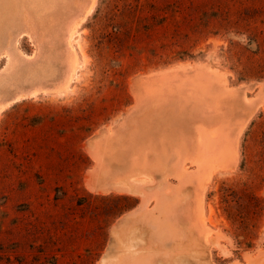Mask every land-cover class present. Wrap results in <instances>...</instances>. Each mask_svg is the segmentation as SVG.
<instances>
[{
    "label": "rangeland",
    "instance_id": "obj_1",
    "mask_svg": "<svg viewBox=\"0 0 264 264\" xmlns=\"http://www.w3.org/2000/svg\"><path fill=\"white\" fill-rule=\"evenodd\" d=\"M45 1H0V264H117L125 230L151 264H264V0Z\"/></svg>",
    "mask_w": 264,
    "mask_h": 264
},
{
    "label": "bare ground",
    "instance_id": "obj_2",
    "mask_svg": "<svg viewBox=\"0 0 264 264\" xmlns=\"http://www.w3.org/2000/svg\"><path fill=\"white\" fill-rule=\"evenodd\" d=\"M0 1H1V0H0ZM3 1H4V0H3ZM50 1H51V0H50ZM50 1H48V2H50ZM53 1H54V0H53ZM6 2H7V1H6ZM6 2H5V3H6ZM31 2H32V0H31ZM33 2H35V1L33 0ZM40 2L42 3V0H41ZM43 2H44V1H43ZM45 2H47V1H45ZM48 2H47V3H48ZM51 2H52V1H51ZM0 3H2V2H0ZM5 3H4V4H5ZM20 3H21V5L19 6ZM20 3H18V7H21V6H22V2H20ZM35 3H37V6H38V4H40V6H41V3H39L38 1L35 2ZM35 3H33V4H35ZM7 4H8V3H7ZM11 4H12V3H11ZM11 4H10V5H11ZM33 4H29V5L32 6ZM16 5H17V4H16ZM16 5H15V7H14V8H15L14 10H16ZM35 5H36V4H35ZM44 5H47V4L45 3ZM44 5H42V6H44ZM49 5L51 6V4H49ZM53 5H54V4H52V7H53ZM42 6H41V7H42ZM1 7H2V6H1ZM41 7H38V8L40 9ZM48 7H49V6H48ZM48 7H47V8H48ZM12 8H13V7H12ZM33 8H34V9H33ZM33 8H32V9H33L32 11H34L35 9H37V7H35L34 5H33ZM53 8H54V7H53ZM5 9H6V8H5ZM28 9H29V7L27 8V10H28ZM30 9H31V8H30ZM39 9H37V10H39ZM49 9H50V8H49ZM1 10H2V9H1ZM7 10H9V9H7ZM18 10H20V9H18ZM3 11H4V10H3ZM9 11H10V10H9ZM16 11H17V10H16ZM28 11H29V10H28ZM30 11H31V10H30ZM41 11H42V10H41ZM41 11H40V12H41ZM44 11H45V10L43 9L42 12H44ZM0 12H1V11H0ZM6 12H7V11H6ZM10 12H11V11H10ZM19 12H20V11H19ZM34 12H36V11H34ZM47 12H49L48 9H47ZM47 12H45V13H47ZM54 12H55V10H54ZM12 13H13V12H12ZM15 13H16L15 15H17V14L19 15V13H17V12H15ZM38 13H39V12H38ZM38 13H36V15H37ZM50 13H51V12H50ZM52 13H53V11H52ZM57 13H58V12H57ZM2 14H3V13H2ZM5 14H6V13H5ZM5 14H4V15H5ZM30 14H31V13H30ZM32 14H33V13H32ZM39 14H40V13H39ZM42 14H43V13H41V15H42ZM9 15H12V16H13V14H9ZM51 15H52V14H51ZM54 15H55V14H54ZM43 16H44V14H43ZM45 16L47 17V15H45ZM16 17H17V16H16ZM31 17H32V16H31ZM49 17H53V16H49ZM57 17H58V16H57ZM35 18H36V17H35ZM38 18H39V17H38ZM14 19H15V18H14ZM43 19L45 20V17H43ZM43 19H42V20H38V19H37V20L40 21V22L42 23V21H44ZM51 19H52V18H51ZM32 20H33V17H32ZM46 21H47V20H46ZM46 21H45V22H46ZM52 21H53V19L51 20V22H52ZM47 22H50V20L47 21ZM38 23H39V22H38ZM0 24H1V23H0ZM36 24H37V23H36ZM43 24H46V23L43 22ZM1 25H2V24H1ZM39 25H40V24H39ZM71 31H72V30H71ZM74 31H75V29H73V32H74ZM73 34L76 35V31H75V33H73ZM71 35H72V32H71ZM71 35H70V36H71ZM73 39H74V41L76 40V39H75V36L73 37ZM73 39H72V40H73ZM70 40H71V39H70ZM72 44H73V43H72ZM73 48H74V47H73ZM0 57H1V56H0ZM35 92H36V91H35ZM37 92H38V91H37ZM29 94H30V96H31V93H29ZM32 94H33V93H32ZM35 94H36V93H34V94L32 95V97L35 96ZM37 94H38V93H37ZM21 96H22V95H21ZM25 96L30 98V96H28V95H25ZM18 97H19V98H18L17 100L20 101V99H22V98H21L20 96H18ZM22 97H24V95H23ZM26 97H24V99H25ZM15 100H16V99H15ZM15 100H13V102H14ZM13 102L11 101L10 103H13ZM16 102H17V101H16ZM10 103H9V104H10ZM7 104H8V102L6 103V105H7ZM9 104L7 105V107L9 106ZM4 105H5V103H4ZM10 105H11V104H10ZM0 107H3V108H4V106H0ZM7 107H6V108H7ZM1 109H2V108H0V112H1ZM3 110H5V109H3ZM204 146H205V149L208 148V146H207V147H206V145H204ZM204 146H203V147H204ZM154 149H155V148H154ZM162 149H163V148H162ZM163 150H164V149H163ZM163 150H161V151L159 150L160 153H161ZM208 150H209V149H208ZM210 150H211V149H210ZM154 151H155V150H154ZM205 151H206V150H205ZM205 151H204V153H205ZM154 154H156V153H154ZM97 155H98V154H97ZM191 155H192V154H191ZM194 155H195L194 157L192 156V157H190L189 159L192 161V163H194V164H196L198 167H201V168H202V167L204 166V160H205L206 157L203 158V156H201V155H203V153L200 154V151H196ZM164 156H166V154H165ZM204 156H205V155H204ZM206 156H207V155H206ZM97 157H99V156H97ZM210 157H211V156H210ZM210 157H209V158H210ZM99 159H100V158H99ZM163 159H164V158H163ZM157 160H160V159L158 158ZM157 160H156V161L154 160L155 163H156V165H157ZM145 161H146V160H145ZM160 161H161V160H160ZM207 161H208V160H207ZM207 161H206V162H207ZM101 162H102V161H101ZM135 162H137V160H136ZM99 163H100V162H99ZM113 163H114V162H113ZM132 163H133V164H132ZM132 163H131V164L134 165V160H133ZM155 163L151 162V164H148V165H149V167H153V166H156V165H154ZM144 164H145V165H144ZM158 164H159V161H158ZM205 164H206V163H205ZM104 165H105V163H104ZM114 165H116V164H114ZM128 165H129V164H128ZM132 165H131V166H132ZM136 165H137V164H135V166H136ZM142 165H143L144 170H145V166L147 165L146 162H145V163L143 162ZM142 165H141V166H142ZM150 165H151V166H150ZM152 165H153V166H152ZM117 166L120 168L121 165H118V164H117L116 167H114V168H117ZM131 166L129 165V167H131ZM157 166H158V165H157ZM157 166H156V168H157ZM161 166H163V163L161 164ZM102 167H103V166H102ZM122 167H123V166H122ZM137 167H139V165H137ZM143 167H141V168L139 169V171H141V170L143 171ZM146 167H147V166H146ZM119 168H118V169H119ZM127 168H128V167H127ZM131 168H132V167H131ZM134 168H135V167L133 166V170H131V169L128 170V171H129V175H128V173H126L128 177H131L130 174H133L134 172H136V170L138 171V169H135V170H134ZM162 168H163V167H162ZM162 168H161V169H162ZM108 169H109V168H108ZM112 169H113V168H112ZM148 169H149V168H148ZM163 169H164V168H163ZM163 169H162V170H163ZM199 169H200V168H199ZM104 170H105V169H104ZM109 170L111 171V169H109ZM121 170H123V169H121ZM121 170H120V171H121ZM130 171H131V172H130ZM142 171H141V172H142ZM149 171H150V170H149ZM157 171H158V169H157ZM132 172H133V173H132ZM166 172H167V171H166ZM121 173H123V172H121ZM121 173L118 172V175L121 174ZM183 173H184V172H183ZM116 174H117V173H116ZM135 174H136V173H135ZM163 174H164V172H163ZM184 174H185V173H184ZM133 175H134V174H133ZM136 175H137V174H136ZM127 176H126V177H127ZM137 176H138V175H137ZM123 183H124V182H123ZM125 184H127V186H129L130 183L128 184V182H127V183H125ZM130 186H133V185H130ZM130 186H129V188H130ZM134 187H135V186H134ZM136 187H137V186H136ZM136 187H135V188H136ZM126 190H128V189H126ZM136 190H137V189H136ZM137 191H138V190H137ZM131 217H132V216H131ZM136 223H137V222H136ZM136 223H135V224H136ZM132 224H133V222H132ZM135 224H134V225H135ZM131 226L133 227V225H131ZM136 226H137V225H135V228L133 227L134 232H135ZM129 227H130V226H129ZM132 227H131V228H132ZM131 228H130V231L132 230ZM134 232H132V233L134 234ZM130 233H131V232H130ZM132 233H131V234H132ZM115 234H116V232H115ZM131 234H130V235H131ZM135 234H136V233H135ZM135 234H134L133 236H136ZM128 235H129V234H128V232H126V230L123 231L121 234H118V236L115 235V236H116V239H117V241H118V244H120V245L123 244L122 242H124V241L127 240V242H128L129 244H125L124 247L130 251V252H129L128 254H126L124 257H120L119 260H118V263H117V264H151V260L149 259V257H148L143 251H141V250H136V251H135V250H133V246H132V248L130 247V244H131V241H132V240L130 241ZM134 238H135V237H134ZM128 245H129V246H128Z\"/></svg>",
    "mask_w": 264,
    "mask_h": 264
},
{
    "label": "crops",
    "instance_id": "obj_3",
    "mask_svg": "<svg viewBox=\"0 0 264 264\" xmlns=\"http://www.w3.org/2000/svg\"><path fill=\"white\" fill-rule=\"evenodd\" d=\"M170 148V147H169ZM168 148V149H169ZM130 149V148H129ZM112 150V155H114L115 154V156L118 158L119 156H121L122 154H123V152H127V150L125 151V149H123V148H121V147H117V148H115V149H111ZM170 150V149H169ZM169 153H171V151H168ZM96 153H94V155H95ZM97 154H99L98 156H99V158L101 159V161H102V163L100 164L99 163V158H98V160H96L97 162H98V168H96L95 169V171H94V173H93V182H92V185H91V187L94 189V191H101L99 188H100V184H98L97 183V180L100 178V174H101V172H102V166H103V164L105 163V167L107 168V167H111V166H113V164H112V161L110 160V159H106V158H103L102 157V155H101V153L99 152V153H97ZM96 157H97V155H95ZM94 156V157H95ZM153 173H154V171H152ZM100 180H104V179H100ZM111 179L109 178V179H107V180H105V183H111V181H110ZM110 181V182H109ZM112 185V187L111 188H115L116 186L115 185H113V184H110V186ZM145 188V187H144ZM96 189V190H95ZM99 189V190H98ZM108 191H115L114 189H110V190H108ZM125 194H131V193H125ZM131 195H136V194H131ZM143 206V203H142V205H141V207ZM141 207H140V209H141ZM135 214V213H134ZM133 215V214H132ZM131 215V216H132ZM130 219V218H129ZM113 252H115L114 251V249H113ZM161 258V257H160ZM188 261H189V263H191V261H192V258H191V255L190 254H188ZM156 260V259H155ZM163 262H165V261H163V260H161V262H159V263H162L163 264ZM155 263H157V264H159L158 262H155Z\"/></svg>",
    "mask_w": 264,
    "mask_h": 264
},
{
    "label": "trees",
    "instance_id": "obj_4",
    "mask_svg": "<svg viewBox=\"0 0 264 264\" xmlns=\"http://www.w3.org/2000/svg\"><path fill=\"white\" fill-rule=\"evenodd\" d=\"M123 197H125V198H130V197H127V196H123Z\"/></svg>",
    "mask_w": 264,
    "mask_h": 264
},
{
    "label": "water",
    "instance_id": "obj_5",
    "mask_svg": "<svg viewBox=\"0 0 264 264\" xmlns=\"http://www.w3.org/2000/svg\"><path fill=\"white\" fill-rule=\"evenodd\" d=\"M87 11V10H86ZM84 15H85V13H84Z\"/></svg>",
    "mask_w": 264,
    "mask_h": 264
}]
</instances>
